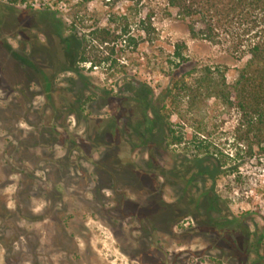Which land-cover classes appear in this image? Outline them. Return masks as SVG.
<instances>
[{"label": "rangeland", "instance_id": "1", "mask_svg": "<svg viewBox=\"0 0 264 264\" xmlns=\"http://www.w3.org/2000/svg\"><path fill=\"white\" fill-rule=\"evenodd\" d=\"M110 5L84 2L76 18L65 3L0 0V264H264V143L234 160L237 115L213 98L172 111L181 144L149 140L130 92L136 81L165 84L152 68L175 42L194 61L226 66L227 80L230 60L168 17L136 45L101 44L91 30ZM71 21L86 40L74 71ZM194 132L236 172L196 161ZM235 176L260 184L253 205L230 192Z\"/></svg>", "mask_w": 264, "mask_h": 264}, {"label": "trees", "instance_id": "2", "mask_svg": "<svg viewBox=\"0 0 264 264\" xmlns=\"http://www.w3.org/2000/svg\"><path fill=\"white\" fill-rule=\"evenodd\" d=\"M6 1L9 4L25 2ZM89 1L77 0L72 3L71 0H52L55 5H68L67 11L76 18L78 7ZM105 1L111 4L106 23L91 30L99 43L106 45L122 40L136 45L137 37L141 34L156 35V18H174L185 24L193 38L218 45L234 71L232 80H227L226 66L194 61L183 51L185 44L175 42L167 58L155 63L152 68L161 78H165V84L161 82L156 90L143 81H136L130 87L134 107L140 111L139 119L145 118L147 123L149 140L153 138L167 145L181 144L187 132L174 129L175 123L170 120L172 111L178 117L181 108L186 112L192 106L213 98L222 106L233 109L237 115L231 140L234 150L230 156L236 160L263 152L264 0ZM121 1L128 3L127 10L114 9L116 2ZM53 11L60 13L58 8ZM82 27L81 22L78 24L76 21L66 24L67 38L75 48L72 71L76 63L86 61L83 52L86 40L83 35H78V29ZM190 141L194 150L191 155L196 161L210 158L215 161L217 173L224 171L230 176L236 172L232 167H224V160H221L224 155L212 146L214 144L203 133L194 132ZM209 147H213L212 151ZM202 176L203 179L213 178L205 171ZM232 181L234 184L230 192L240 195L239 202L245 199L247 204L253 205L255 201L249 193H258L260 184L236 176Z\"/></svg>", "mask_w": 264, "mask_h": 264}]
</instances>
